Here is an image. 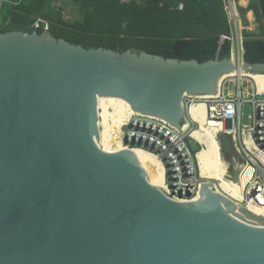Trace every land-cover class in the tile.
Returning <instances> with one entry per match:
<instances>
[{
  "label": "water",
  "instance_id": "water-1",
  "mask_svg": "<svg viewBox=\"0 0 264 264\" xmlns=\"http://www.w3.org/2000/svg\"><path fill=\"white\" fill-rule=\"evenodd\" d=\"M240 68L264 74L263 63L0 33V264H264V218L210 182L175 200L154 187L145 152L96 143L98 97L180 129L184 96L215 95ZM217 139L231 154L229 137Z\"/></svg>",
  "mask_w": 264,
  "mask_h": 264
},
{
  "label": "built area",
  "instance_id": "built-area-1",
  "mask_svg": "<svg viewBox=\"0 0 264 264\" xmlns=\"http://www.w3.org/2000/svg\"><path fill=\"white\" fill-rule=\"evenodd\" d=\"M132 1L137 0H120L121 3ZM9 2L0 0V13L2 5ZM223 5L231 31L229 35H222L221 39L230 41L229 58L240 66L244 62L242 30L245 28L238 10L240 5L237 0H223ZM39 29L44 32L48 30V21L41 17L33 22L31 34L35 32L37 35ZM228 78L231 77L224 78L217 93L208 98L184 96L183 123L186 126L177 129L163 119L137 113L119 125L117 138L122 148L137 149L148 155L151 166L161 177L163 190L175 200H197L201 184L210 182L213 190L227 196L237 205L246 209L264 207V90L258 91L247 76L235 81ZM245 103L250 104L251 108L247 125L241 123ZM195 105L203 107H197L192 112L191 107ZM203 118L215 130L213 135L220 156L217 134L221 132L229 137L234 153L232 161H223L224 166L216 172H213L210 157L203 156L201 160L199 156L205 146L203 134L198 132ZM203 165L213 176H203ZM229 167L237 170L239 180L234 182L236 185L230 183L225 188L219 177L223 173L231 175ZM238 187L239 195H234Z\"/></svg>",
  "mask_w": 264,
  "mask_h": 264
},
{
  "label": "trees",
  "instance_id": "trees-1",
  "mask_svg": "<svg viewBox=\"0 0 264 264\" xmlns=\"http://www.w3.org/2000/svg\"><path fill=\"white\" fill-rule=\"evenodd\" d=\"M9 1L1 8L0 33H31L33 22L41 17L54 38L84 48L131 50L199 63L230 57V41L221 39L231 31L223 0H59L58 7V0ZM66 6L76 12L75 19L63 16ZM238 10L245 27L243 61L264 64V0H249ZM248 11L258 24L257 33L246 29Z\"/></svg>",
  "mask_w": 264,
  "mask_h": 264
},
{
  "label": "bare ground",
  "instance_id": "bare-ground-1",
  "mask_svg": "<svg viewBox=\"0 0 264 264\" xmlns=\"http://www.w3.org/2000/svg\"><path fill=\"white\" fill-rule=\"evenodd\" d=\"M242 5H245V0H240ZM250 16V14H249ZM249 25V24H248ZM247 76L254 82L255 86L257 87L258 91L264 90V74H256V73H249L247 71L242 70L241 68L237 71H232L231 73L224 75L218 83L226 77H244ZM220 85V84H219ZM211 95L203 96V98H208ZM203 107V105H195L191 107V111L193 112L195 108ZM137 114L130 105L122 99L112 98V97H98V127L100 131L99 140L96 142L97 145L101 149L107 152H113L114 150L122 148L119 144L117 138V132L119 131V125L124 123L131 115ZM139 114V113H138ZM198 132L202 133L203 142L205 143L204 150L199 154L201 160L204 157H210L211 165L213 167V172H216L221 167L224 166L223 160L218 152L219 146L217 140L213 133L215 130L209 125H207L205 118L202 119L200 122V128ZM117 144V146L114 145ZM147 155V154H146ZM148 156V155H147ZM223 169V168H222ZM203 176L209 175L213 176L207 167L204 165L202 166ZM152 173L156 176L157 182L153 181L154 187L160 188L161 186V177L160 175L153 169ZM214 175H216L214 173ZM221 181V185L227 188L230 183L236 185V181L239 180L237 175H229L228 173H223L222 176L219 177ZM238 186V184H237ZM234 195H239L240 187H238L234 191ZM248 210L255 213L256 215L264 218V207H248Z\"/></svg>",
  "mask_w": 264,
  "mask_h": 264
},
{
  "label": "rangeland",
  "instance_id": "rangeland-1",
  "mask_svg": "<svg viewBox=\"0 0 264 264\" xmlns=\"http://www.w3.org/2000/svg\"><path fill=\"white\" fill-rule=\"evenodd\" d=\"M6 4V3H4ZM61 4V2L58 0L57 1V7ZM2 13V11H1ZM63 16L67 19V20H71V19H75L77 17V14L76 12L69 6H66L62 12ZM246 29H251V30H255L256 29V25H248L246 26ZM227 80H238L237 77H231V78H228ZM253 84V83H252ZM251 113V108H250V104L248 103H245L244 104V107H243V117L241 119V123L244 124V125H247L249 122V114ZM233 152L231 154H228V153H225L224 155H222L221 153V158L223 161H225L226 163L228 162H231L232 161V157L233 156Z\"/></svg>",
  "mask_w": 264,
  "mask_h": 264
},
{
  "label": "crops",
  "instance_id": "crops-1",
  "mask_svg": "<svg viewBox=\"0 0 264 264\" xmlns=\"http://www.w3.org/2000/svg\"><path fill=\"white\" fill-rule=\"evenodd\" d=\"M246 1V3H245V5H242L241 3H240V0H237V2H238V4L241 6V7H246L247 5H248V2H249V0H245ZM2 13H0V15H1ZM249 14H250V16H249ZM246 20H247V26H248V24H250V25H256V29L255 30H249V29H247V30H249V31H252V32H258L259 30H258V24H257V22L255 21V18H254V16H253V12L252 11H248L247 13H246Z\"/></svg>",
  "mask_w": 264,
  "mask_h": 264
}]
</instances>
